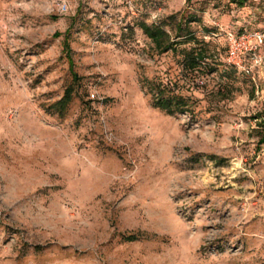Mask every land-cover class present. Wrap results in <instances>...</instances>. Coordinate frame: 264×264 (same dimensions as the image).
<instances>
[{
    "label": "rangeland",
    "instance_id": "obj_1",
    "mask_svg": "<svg viewBox=\"0 0 264 264\" xmlns=\"http://www.w3.org/2000/svg\"><path fill=\"white\" fill-rule=\"evenodd\" d=\"M182 18L225 65L264 0H0V264H264V65L153 108L181 58L139 25Z\"/></svg>",
    "mask_w": 264,
    "mask_h": 264
},
{
    "label": "trees",
    "instance_id": "obj_2",
    "mask_svg": "<svg viewBox=\"0 0 264 264\" xmlns=\"http://www.w3.org/2000/svg\"><path fill=\"white\" fill-rule=\"evenodd\" d=\"M248 1L250 0H233L239 7H244ZM169 19L176 20L177 16L173 15ZM189 24L190 22L185 21L183 18L179 22L176 21L175 36L166 30V27L170 26L168 20L153 25L141 22L139 25L143 34L154 44V48L159 55L172 52L181 58L179 63L181 72L173 74L172 79L174 82L170 81V83L164 84L162 81L160 83L149 80L142 81V89L146 90L151 97V106L169 116L190 112L189 98L179 87L180 82L183 81L184 84H188L191 80L196 81L205 72L213 73L219 69L222 72V77L230 78L236 74L246 76L226 64L221 65L212 55L208 43L198 39L195 33L190 30ZM241 32L243 31L237 34ZM187 44L191 46L186 47ZM182 46L185 47L181 48ZM64 51L68 55L70 54L67 40L65 41ZM75 78H77L76 75ZM72 100L73 90L69 88L63 98L53 105L54 112L60 117H64ZM261 144H264V135ZM137 239L138 237L135 235L126 237L127 241Z\"/></svg>",
    "mask_w": 264,
    "mask_h": 264
},
{
    "label": "built area",
    "instance_id": "obj_3",
    "mask_svg": "<svg viewBox=\"0 0 264 264\" xmlns=\"http://www.w3.org/2000/svg\"><path fill=\"white\" fill-rule=\"evenodd\" d=\"M60 7L67 9L65 5ZM224 62L239 73L253 78L255 70L264 65V31L228 33ZM91 96L95 98L94 94Z\"/></svg>",
    "mask_w": 264,
    "mask_h": 264
}]
</instances>
